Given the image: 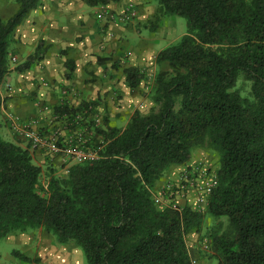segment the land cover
Here are the masks:
<instances>
[{"label":"trees","instance_id":"obj_1","mask_svg":"<svg viewBox=\"0 0 264 264\" xmlns=\"http://www.w3.org/2000/svg\"><path fill=\"white\" fill-rule=\"evenodd\" d=\"M147 1L159 16L187 22L186 33L157 57L170 68L155 77L158 110L136 111L118 129L108 118L96 125L92 104L58 107L67 122L87 113L81 126L98 157L73 162L62 175L48 165L46 185L44 167L28 148L2 137L0 119V240L41 229L58 244L74 242L87 264H192L187 237L203 230L205 211L158 204L152 191L205 147L219 159L206 212L229 223L207 233L213 256L218 264H264V0ZM17 2L12 17L0 16V86L10 72L13 33L39 0ZM43 54L40 44L16 70L30 69ZM127 74L130 87L139 86V69ZM240 82L249 84L247 94ZM3 105L0 92V117Z\"/></svg>","mask_w":264,"mask_h":264},{"label":"crops","instance_id":"obj_2","mask_svg":"<svg viewBox=\"0 0 264 264\" xmlns=\"http://www.w3.org/2000/svg\"><path fill=\"white\" fill-rule=\"evenodd\" d=\"M130 2L138 10L131 21L120 23L106 16V11L121 13ZM19 7L17 0H0V16L8 19ZM165 17L172 16H159L158 5L147 0H117L103 6H89L85 0H39L12 36L10 72L0 87L4 99L2 137L28 148L37 165L45 168L52 162L65 173L73 161L59 154L31 151L28 142L11 129L8 116L36 120L40 132L49 134L58 125V107L92 104L102 121L108 118L110 126L123 129L140 105L153 103L155 77L168 66L157 62V57L178 37L165 25ZM40 44L42 59L30 69L17 71L16 67ZM130 68H138L142 75L135 88L127 80ZM147 77H153L150 85H146ZM196 163L191 158L185 165L173 166L162 184L159 180L154 188L159 186L160 193L168 182L177 180L182 170ZM190 197L193 202L194 194ZM179 201L183 202L181 206L189 204L184 199ZM20 234L25 233L6 238L25 248L27 244L37 248L39 241L30 235L24 242Z\"/></svg>","mask_w":264,"mask_h":264},{"label":"built area","instance_id":"obj_3","mask_svg":"<svg viewBox=\"0 0 264 264\" xmlns=\"http://www.w3.org/2000/svg\"><path fill=\"white\" fill-rule=\"evenodd\" d=\"M137 14L138 10L133 2L128 3L121 13L106 11V16L110 20L120 23L131 21L137 17ZM85 114L87 115L86 112L79 113L70 122H67L66 116L56 115L55 120L58 125L49 134L40 132L36 120H22L12 114L8 118L11 129L28 142L31 151H44L50 156L59 154L75 163H82L98 157V149H92L87 145L91 132L81 126L82 120L85 122L83 117ZM92 119L96 125L102 123V117L98 113L92 114ZM217 185V169L208 163L198 162L182 170L177 180L168 182L160 193L153 190L152 195L158 204L170 206L178 211L184 207L179 203V199H184L186 203L189 202L185 206L204 212ZM191 193L194 194L193 202H191Z\"/></svg>","mask_w":264,"mask_h":264},{"label":"rangeland","instance_id":"obj_4","mask_svg":"<svg viewBox=\"0 0 264 264\" xmlns=\"http://www.w3.org/2000/svg\"><path fill=\"white\" fill-rule=\"evenodd\" d=\"M165 23L166 26H169L171 33L175 37H178V39L187 31V22L180 16L165 17ZM166 70H170L169 66L166 67ZM152 78L153 77L146 78V85H150ZM240 85L242 87L243 94H247L249 92V84H242L240 82ZM137 109L143 114H148L152 110H158V106L153 103L147 106L142 104ZM96 113H98V111H96ZM192 162H206L216 169L219 166L217 153L205 147L195 149L192 155ZM49 164L51 165H49L48 167L51 166L53 169H55L56 174H64L63 172H61V169L55 168L52 162H50ZM44 169L46 171L41 176V183L46 185L49 175L46 172L47 170L49 171V169H46V167ZM163 181L164 179H161L160 184H162ZM159 188L160 187L158 186L153 190L155 192H158ZM179 203L181 204L183 202L179 201ZM204 215L203 230L200 233H191L187 237L191 260L193 264H218V260L213 256L210 246V240L207 236V233H209L210 231H225L226 229H228L229 223L227 218L225 217L216 219L210 216L206 212V208ZM18 235L19 234H16V236ZM30 235L33 240L39 241V245L37 246V248L32 245H29V247L28 244L27 248H25L11 242L8 238L1 239L0 264H87L81 249L74 242H70L67 244H58L50 234L41 229H36L25 234H20V236H22L23 238L22 241L24 242L28 241ZM10 239H13V237ZM15 250L29 255V257L33 259V262L28 263L20 260L19 257L13 254V251Z\"/></svg>","mask_w":264,"mask_h":264}]
</instances>
